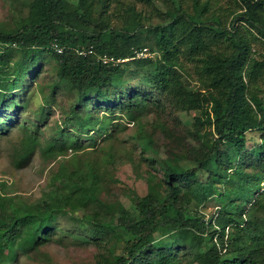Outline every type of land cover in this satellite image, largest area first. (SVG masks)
<instances>
[{
    "label": "trees",
    "instance_id": "16d2710c",
    "mask_svg": "<svg viewBox=\"0 0 264 264\" xmlns=\"http://www.w3.org/2000/svg\"><path fill=\"white\" fill-rule=\"evenodd\" d=\"M133 1L140 8H130L131 22L117 26L92 17L95 5L106 8L103 0H22L16 27L0 30V117L6 119L12 92L22 89L27 74H37L47 56L55 80L41 95L42 106L58 90L71 93L63 116L75 127L55 128L43 145L34 133L23 135L16 163L35 149L61 157L79 150L78 136L94 125L98 135L119 120L135 121L145 95H114L142 76L172 95L181 110L204 117L194 118L189 142L179 147L184 163L173 154L172 161L157 158L151 136L141 129L135 147L151 173L143 177L144 195H126L128 208L100 199L98 163L86 159L56 169L33 205L0 188V264L47 242L63 210L79 211L90 242L105 246L94 264H264V47H250L264 41V0H188L184 6L185 0ZM149 46L147 53L157 58L137 56ZM11 47L19 59L9 66ZM177 67L188 68L201 88L185 89ZM5 127L0 123V130ZM251 130L260 132V144L245 151L244 134ZM101 151L102 162L114 161L111 149ZM212 196L218 208L206 222L194 208Z\"/></svg>",
    "mask_w": 264,
    "mask_h": 264
},
{
    "label": "rangeland",
    "instance_id": "374dc122",
    "mask_svg": "<svg viewBox=\"0 0 264 264\" xmlns=\"http://www.w3.org/2000/svg\"><path fill=\"white\" fill-rule=\"evenodd\" d=\"M190 2L185 0L184 5ZM106 8L101 10L98 5L91 12L95 21H103L109 25L121 26L125 22H131L130 8L137 11L140 6L133 0H109L104 1ZM226 4V3H225ZM224 7V5H223ZM24 14L22 0H0V30H9L18 24V17ZM228 19L225 20V23ZM153 21L152 23H155ZM144 23V22H142ZM263 43H252V51L262 50ZM147 49L137 54L138 57H150L154 60L156 53H147ZM19 59V51L11 47L8 55V65ZM106 61L108 59L104 58ZM125 61V60H124ZM40 70L37 74H27L23 80L21 90L13 91L12 103L4 110L0 117V123L6 127L0 130V188L8 195L18 196L26 205H33L42 195L46 185L56 169L68 168L73 161H94L98 163L100 179V199L106 202L119 201L124 207H129L127 194L134 192L142 196L146 192L143 177L151 173L150 166L141 161L135 147L136 133L144 129L153 142L155 156L161 159L171 160L174 155L176 161L183 162V150L179 147L187 145L189 131L194 128V118L203 116L199 111L181 110L174 104L172 95L160 93L151 88L144 77L138 76L129 80L122 87L120 95H114L115 99L125 98L128 93L135 92L137 95H145L144 107L135 112L136 119L132 122L118 121L115 128L107 127L101 134L93 131L89 134L79 135L81 144L79 150H66L63 156L51 158L47 153H40L35 149L29 159L22 164L16 163V152L20 146L21 137L25 134L34 133L39 145H43L54 135L55 128L67 127L73 130L74 121L66 120L63 111L67 103L72 99L71 93L58 90L52 97V102L42 106L41 95L50 91L54 82L53 61L43 56L40 60ZM176 78L185 89L196 91L201 86L194 76L189 74L188 68H175ZM118 93V92H117ZM49 101V99H48ZM21 105V109L17 107ZM89 105H91L89 103ZM42 106L43 111H40ZM207 107L204 103L203 106ZM12 108V109H11ZM15 115H14V113ZM99 113L93 112V117ZM6 121V122H5ZM123 125V126H122ZM198 126V123L196 124ZM201 131L207 129L202 126ZM73 133V132H68ZM88 136L92 137L89 141ZM260 132L248 131L244 134V150L251 151L260 144ZM78 149V148H77ZM101 149H111L113 162H102ZM151 154V153H150ZM151 156H153L151 154ZM245 160H249L245 156ZM130 159V161L128 160ZM246 170H249L248 168ZM159 176V172H157ZM204 175L199 176L203 180ZM229 188L228 185H220L218 189ZM194 208V207H193ZM218 203L215 197L205 200L194 209L203 221L210 220L217 211ZM80 212L73 213L63 210L55 218L54 232L47 242L37 246L26 253H18L16 259L10 264H94L95 259L102 253L105 246H95L90 242V233L86 225L79 221ZM119 243L114 244L118 251ZM184 264V263H182Z\"/></svg>",
    "mask_w": 264,
    "mask_h": 264
},
{
    "label": "built area",
    "instance_id": "2783aa9c",
    "mask_svg": "<svg viewBox=\"0 0 264 264\" xmlns=\"http://www.w3.org/2000/svg\"><path fill=\"white\" fill-rule=\"evenodd\" d=\"M102 60H103V61H105V59H104V58H102ZM109 60H110V59H109Z\"/></svg>",
    "mask_w": 264,
    "mask_h": 264
}]
</instances>
